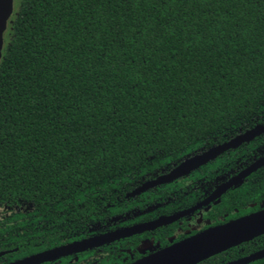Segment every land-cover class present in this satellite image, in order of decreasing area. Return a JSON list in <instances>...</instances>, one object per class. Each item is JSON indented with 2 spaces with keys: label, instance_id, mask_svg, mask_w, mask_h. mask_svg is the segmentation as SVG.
I'll use <instances>...</instances> for the list:
<instances>
[{
  "label": "trees",
  "instance_id": "1",
  "mask_svg": "<svg viewBox=\"0 0 264 264\" xmlns=\"http://www.w3.org/2000/svg\"><path fill=\"white\" fill-rule=\"evenodd\" d=\"M15 1L0 60V251L12 249L0 262L189 206L203 196L196 182L127 193L264 124V0ZM263 154L264 133L194 179ZM262 199L264 165L209 216ZM151 235L105 247L134 249ZM263 246L264 234L198 264Z\"/></svg>",
  "mask_w": 264,
  "mask_h": 264
},
{
  "label": "water",
  "instance_id": "2",
  "mask_svg": "<svg viewBox=\"0 0 264 264\" xmlns=\"http://www.w3.org/2000/svg\"><path fill=\"white\" fill-rule=\"evenodd\" d=\"M15 0H0V60L3 55L5 44L4 34L8 28L9 20L14 13ZM264 132V124H257L254 127L238 134L232 139L212 146L202 153L186 158L167 174L158 176L155 179L145 181L140 186L127 193V197L136 195L150 187L160 183L169 182L176 177L184 175L201 165L216 158L224 151L235 148L244 142H249L256 136ZM264 165V155L244 168L240 173L232 177L228 182L221 184L209 197L202 200L195 206L181 212L161 216L156 220L137 223L131 226L115 229L105 233H100L88 238L76 240L49 248L24 258L12 261L7 264H40L45 261L57 259L71 253L84 251L86 249L109 243L122 237H127L145 230L177 220L179 217L189 214L192 211L208 204L219 197L229 187L240 183L246 176ZM264 233V208L230 220L223 224L212 226L204 231L189 236L181 241L173 243L153 254L142 257L130 264H196L216 253L224 251L232 246ZM4 252H0V255ZM264 257V249L256 251L250 255L224 264H246Z\"/></svg>",
  "mask_w": 264,
  "mask_h": 264
},
{
  "label": "flooded vegetation",
  "instance_id": "3",
  "mask_svg": "<svg viewBox=\"0 0 264 264\" xmlns=\"http://www.w3.org/2000/svg\"><path fill=\"white\" fill-rule=\"evenodd\" d=\"M14 9H15V6H14ZM259 124H262V123H259ZM252 163H250V164H252ZM205 164H203V165H205ZM249 165H247V166H249ZM247 166H245L244 168H246ZM244 168H242L240 171H242ZM194 170H196V169H194ZM194 170H192V171H194ZM192 171H190V172H188V173H186L184 175H181L179 177H176L175 179H173V180H171L169 182L177 181L178 183L185 184L186 187H189L190 185H192V184H194L196 182L199 185H196V186H193V187L194 188H199L203 192V196L201 198H199L198 200H196L195 202H193L189 206H186L184 208H180L179 210H175V211H172L170 213H159V214H157L154 217L149 218V219H143V220L142 219H138V220H136V221H134L132 223L124 224V225H121V226H117L114 229L107 230L105 232L113 231L115 229L126 227V226H131V225H134V224H137V223L153 221V220L158 219L161 216H164V215L168 216V215H172V214L181 212L183 210L189 209V208L195 206L196 204H198L199 202H201L202 200H204L207 197H209L221 184H223L225 182H228L232 177H234V176H236V175H238L240 173V171H238V172H216L217 173L216 177L214 179H209L208 180V179H206V177H207L206 175L205 176H201V177L197 176L196 179H194L195 176L193 174L194 172H192ZM167 173L168 172H164V173L159 174L158 176L163 175V174H167ZM251 174L252 173H250L248 176H246L240 183L229 187L225 192H223L216 199H214V200L210 201L208 204L203 205L200 208L192 211L191 213L183 215V216L179 217L177 220L172 221L171 223L159 225V226L155 227L154 229L145 230L143 232L133 234V235H143L145 233H151L152 234L151 236L143 237L141 239V241L139 242V244L134 249H131V248L123 249L122 248V249L118 250L117 247H119V246L114 245L113 247H111V248H114V249H111V252H110L105 247V246H107L109 244L114 243L115 241H118V240H121V239H125V238H129V237L133 236V235H130V236H127V237H122L120 239H116V240L111 241L109 243L102 244L100 246H96V247H92V248L86 249L84 251L71 253L69 255H65V256L59 257V258L54 259V260L45 261V262H42L40 264H58L62 258H68L69 261L72 262V263H77L78 262L79 264H98V262L100 261L101 258L105 257L106 259H108L110 255L111 256L115 255L116 259H121V263L120 264H130V263H132V262H134V261H136V260H138V259H140L142 257L148 256V255L153 254V253H155V252H157V251H159V250H161V249H163L165 247H168V246L172 245L173 243H176V242L181 241V240H183V239H185V238H187L189 236H192V235H194L196 233L204 231V230H206L209 227L216 226V225H219V224H223V223L228 222L230 220H234V219H237L239 217L245 216L247 214L259 211V210L264 208V199H262L259 203H257V202L249 203V207L251 208V210H248L247 212H244V213H241V214L239 212V209L235 208L232 211V214L226 212L223 215H218L216 218H213V217L209 216V213L213 209L214 204L219 203L221 201L222 196L227 191L238 187L243 182H246L250 178ZM157 177H155V178H157ZM155 178H152V179H155ZM152 179H149V180H152ZM146 181H148V180H146ZM169 182H165V183H169ZM160 184H164V183H160ZM160 184H158V185H160ZM140 185H138V186H140ZM138 186H136V187H138ZM155 186H157V185H155ZM155 186H153V187H155ZM153 187H150V188H153ZM156 206L157 205H150L149 208L146 209V210H150V209L152 210ZM146 210H143V211L137 210L136 211V218H137V216H140L141 213L145 212ZM198 215L201 216L199 218V220L201 222L203 221V224H200L199 226L193 228L192 220L193 219H197ZM168 227L171 230L169 232H167L165 235H163V237L165 239L164 240L161 239V238L156 239V236L154 235L155 231L161 230L162 228H164V231H166V228H168ZM105 232H100V233H105ZM100 233H97V234H100ZM97 234H93V235H90V236H87V237H84V238H88V237H91V236H94V235H97ZM263 234H260L258 236H261ZM160 235H162V234H160ZM258 236H256V237H258ZM256 237H254V238H256ZM84 238H81V239H84ZM81 239H78V240H81ZM253 239H250V240H253ZM250 240H248V241H250ZM73 241H76V240H73ZM73 241H70V242H73ZM144 242H146L148 244V246L146 248L142 249L141 246L143 245ZM244 242H247V241H244ZM66 243H69V242H66ZM66 243H63V244H66ZM242 243H240V244H242ZM240 244H238V245H240ZM60 245H62V244H60ZM235 246H237V245H235ZM54 247H56V246H54ZM232 247H234V246H232ZM232 247H230V248H232ZM261 249H264V246L259 248V249H257V250H254V251L250 252L249 254H246V255H243V256H240V257H237V258H233V259H230V260H227V261H223V262H220L219 264H224V263H227V262H231V261L237 260V259L242 258L244 256L250 255V254H252V253H254L256 251H259ZM88 250H93V251L91 253L86 254L85 256H83V253L87 252ZM226 250H224V251H226ZM9 251H12V249L0 251V252H4L0 256L4 255L5 253H7ZM41 251H43V250H41ZM38 252H40V251H38ZM221 252H223V251H221ZM221 252H219V253H221ZM219 253H216V254H219ZM33 254H35V253H33ZM216 254H214V255H216ZM29 255H31V254H29ZM29 255H26V256H29ZM214 255H212V256H214ZM26 256H23V257H20V258H15V259H12V260L2 261V262H0V264H7V263H10L12 261L24 258ZM210 257H208V258H210ZM198 263H196V264H198Z\"/></svg>",
  "mask_w": 264,
  "mask_h": 264
},
{
  "label": "rangeland",
  "instance_id": "4",
  "mask_svg": "<svg viewBox=\"0 0 264 264\" xmlns=\"http://www.w3.org/2000/svg\"><path fill=\"white\" fill-rule=\"evenodd\" d=\"M15 5H16V1H15ZM197 217H198L197 219H193V220H192V226H193V228L199 226L200 224H203V221L201 222V221L199 220V218H200L201 216L198 215ZM147 246H148V244H147L146 242H144L143 245L141 246V248L143 249V248H146Z\"/></svg>",
  "mask_w": 264,
  "mask_h": 264
}]
</instances>
